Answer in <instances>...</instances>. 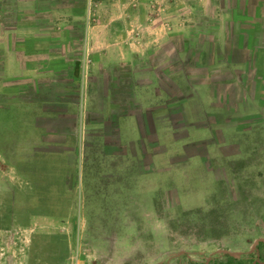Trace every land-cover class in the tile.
Instances as JSON below:
<instances>
[{
    "label": "rangeland",
    "instance_id": "obj_1",
    "mask_svg": "<svg viewBox=\"0 0 264 264\" xmlns=\"http://www.w3.org/2000/svg\"><path fill=\"white\" fill-rule=\"evenodd\" d=\"M29 2L40 25L19 53L74 55L92 125L72 206L14 172L18 128L0 127V264L264 263V0ZM100 107L123 115L120 135Z\"/></svg>",
    "mask_w": 264,
    "mask_h": 264
},
{
    "label": "crops",
    "instance_id": "obj_2",
    "mask_svg": "<svg viewBox=\"0 0 264 264\" xmlns=\"http://www.w3.org/2000/svg\"><path fill=\"white\" fill-rule=\"evenodd\" d=\"M35 1L38 7L37 0ZM29 6V0L15 2L0 0V33L3 32V35H0V127L18 128L15 133L20 136L21 141L18 142L19 146L14 148V152L20 155L16 157L19 161L12 164L14 172L20 174L21 170L26 168L36 169L44 176L42 180L37 181V188L61 192L67 202L72 189L70 176L76 166L72 159L75 160L82 153L83 147L81 148L80 145L82 146L85 129L90 122L85 118V128L83 127L82 131L79 130L80 102L87 105L88 101L85 94L81 99L79 93L76 58L72 57L74 55L57 54L58 46H49L48 54L44 57H41L44 49L39 50L35 55L32 54L31 47L27 46L19 53L18 42L28 36L22 32L38 30L40 25L37 19L26 17ZM37 7L32 6L33 11H37ZM240 15L250 22L254 21V16L251 19V14H246V11L243 14L240 12ZM246 15L250 18H246ZM9 32H12L10 35L12 40L7 38ZM120 41L123 39H117L118 44ZM116 84L117 89L112 96L116 97L113 101L118 109V105L123 104V100H119L118 96L119 93L122 94V91L119 90L118 82ZM100 110L104 117L101 122H107L110 118L109 122L116 127L120 135V123L126 125L123 115L114 114L113 109L105 114L101 107ZM70 111L75 115L74 120L62 121L65 119L64 115ZM7 113H10L8 116L11 115V117H2ZM130 117L135 119L133 115ZM91 125L92 123L88 127ZM56 127H67L70 130L59 129L58 131ZM11 134L14 132H10ZM50 134H68L70 140L55 142L48 137ZM33 135L35 136L32 137ZM54 142L60 146L54 148L47 146ZM29 152H31L29 155H24ZM0 158L5 159L8 156L0 151ZM40 206L52 207V204L43 203ZM62 206H72V203L68 201Z\"/></svg>",
    "mask_w": 264,
    "mask_h": 264
},
{
    "label": "trees",
    "instance_id": "obj_3",
    "mask_svg": "<svg viewBox=\"0 0 264 264\" xmlns=\"http://www.w3.org/2000/svg\"><path fill=\"white\" fill-rule=\"evenodd\" d=\"M231 259H229L225 264H235L233 261V255H230ZM253 264H264V263H259V262H254Z\"/></svg>",
    "mask_w": 264,
    "mask_h": 264
}]
</instances>
